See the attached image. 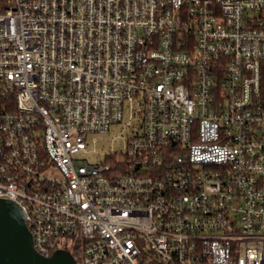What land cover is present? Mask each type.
<instances>
[{"label": "built area", "instance_id": "1", "mask_svg": "<svg viewBox=\"0 0 264 264\" xmlns=\"http://www.w3.org/2000/svg\"><path fill=\"white\" fill-rule=\"evenodd\" d=\"M263 75L264 0H0V198L46 257L264 264Z\"/></svg>", "mask_w": 264, "mask_h": 264}, {"label": "water", "instance_id": "2", "mask_svg": "<svg viewBox=\"0 0 264 264\" xmlns=\"http://www.w3.org/2000/svg\"><path fill=\"white\" fill-rule=\"evenodd\" d=\"M0 264H77V261L64 249L48 257L39 253L21 207L10 199L0 198Z\"/></svg>", "mask_w": 264, "mask_h": 264}, {"label": "rangeland", "instance_id": "3", "mask_svg": "<svg viewBox=\"0 0 264 264\" xmlns=\"http://www.w3.org/2000/svg\"><path fill=\"white\" fill-rule=\"evenodd\" d=\"M125 135L120 133V129L112 130L108 134H95L89 136V153L85 157L90 162H96L104 157L105 152L111 148H122ZM95 140V141H94Z\"/></svg>", "mask_w": 264, "mask_h": 264}, {"label": "trees", "instance_id": "4", "mask_svg": "<svg viewBox=\"0 0 264 264\" xmlns=\"http://www.w3.org/2000/svg\"><path fill=\"white\" fill-rule=\"evenodd\" d=\"M261 100L263 101L264 103V75H263V88H262V95H261ZM70 252V251H69ZM71 255L76 259V261L79 262V254L78 252H70Z\"/></svg>", "mask_w": 264, "mask_h": 264}]
</instances>
